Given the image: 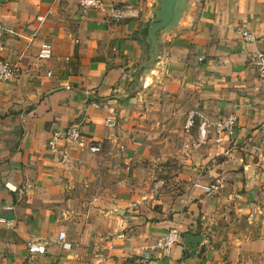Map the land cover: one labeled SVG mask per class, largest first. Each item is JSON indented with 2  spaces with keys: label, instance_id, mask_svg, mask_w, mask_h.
<instances>
[{
  "label": "crops",
  "instance_id": "1",
  "mask_svg": "<svg viewBox=\"0 0 264 264\" xmlns=\"http://www.w3.org/2000/svg\"><path fill=\"white\" fill-rule=\"evenodd\" d=\"M100 2L0 0V60L23 65L0 81V264L263 263L264 228L224 233L234 213L254 223L264 180V81L252 62L264 53V0H186L177 26L157 34L155 62L161 0ZM45 47L52 57L40 60ZM192 110L209 123L236 116L237 128L203 147L195 131L173 156L161 136L174 112L178 133ZM73 128L86 148L64 143L62 162L48 145ZM172 231L182 239L166 252ZM187 235L202 238L196 251Z\"/></svg>",
  "mask_w": 264,
  "mask_h": 264
},
{
  "label": "built area",
  "instance_id": "2",
  "mask_svg": "<svg viewBox=\"0 0 264 264\" xmlns=\"http://www.w3.org/2000/svg\"><path fill=\"white\" fill-rule=\"evenodd\" d=\"M82 7L86 10L90 9H98L101 8L100 0H82ZM113 15L117 19H121L123 16V12L120 10H113ZM41 21V18L38 19ZM4 34V28L0 23V38ZM242 37L245 42H255L256 37L252 34H249L246 31H241ZM52 57V51L49 47H45L39 56L40 60H48ZM202 61V59L200 60ZM252 62L257 67V71L260 75V78L264 81V53H256L252 56ZM23 65L22 62H8L4 60H0V81L1 82H14L20 79L23 74ZM199 115L197 112H192L187 120L186 130L189 132L191 128L195 125V119ZM238 125V118L236 116L223 117L216 122L209 123L203 122L200 127V139L202 143L208 142L211 136V129L215 132V139H213L216 145H219L223 142L224 136L233 135ZM66 142H76L82 149L86 148V144L82 139L80 131L76 128H73L65 133L56 131L54 132L52 139L49 142L48 149L49 151L56 155L60 156L62 162L67 161V155L63 152V144ZM91 150L94 152L99 151L98 147H91ZM209 191V189H207ZM182 239V235L178 232L172 231L168 235L165 236L163 243L161 246L166 252H169L172 248L178 246ZM59 244L62 246L64 250H70L73 246L69 242L66 241V236L64 233H61L58 238ZM113 250V247L110 248ZM29 252L32 254H45L46 249L45 246L41 245H31L29 248Z\"/></svg>",
  "mask_w": 264,
  "mask_h": 264
},
{
  "label": "rangeland",
  "instance_id": "3",
  "mask_svg": "<svg viewBox=\"0 0 264 264\" xmlns=\"http://www.w3.org/2000/svg\"><path fill=\"white\" fill-rule=\"evenodd\" d=\"M192 112H196L194 110L186 113L185 115V122H182L181 127H179V132L176 133L174 131V128L177 127V120L180 118L179 116L176 115V112H174V116H173V123H172V134L171 137H169V134L167 135L166 131L163 133V135L161 136L163 139L168 138L170 141L173 142L174 147L178 150V151H172V155L173 156H178L177 153H179V151L182 149L183 145L186 144L187 136H195V131H197L198 133V139H196V145L199 147H203V146H208L210 144V142L213 140V138L210 136V139L208 140V142L206 143H202L201 139H200V127L202 125L203 122H207V120H205L203 117H201L200 115H197L198 117L195 119V125L193 128H191L189 130V132L186 130V124H187V120L190 116V114ZM175 120V122H174ZM209 122V121H208ZM187 135V136H186ZM196 145L194 147H196ZM172 167L177 168V166L172 165ZM173 169V168H172ZM264 170V167H263ZM171 171V170H170ZM260 190L258 191V195L256 196V198L253 201V209L251 211V215L254 214V219L253 222L254 223H250L249 221V217H247L246 215H238L236 213L232 214V218L230 219V224L232 227L230 228V224H228V230L225 231V236H228V234L231 232V234L235 233V235H237L238 237H245L246 235H250V237H255L256 235H258V231L260 228H264V180L262 181V184L259 188ZM252 217V216H251ZM261 225V227H260ZM236 230V231H235ZM252 232V233H251ZM225 250V248H223ZM258 264H264L262 262H258Z\"/></svg>",
  "mask_w": 264,
  "mask_h": 264
},
{
  "label": "water",
  "instance_id": "4",
  "mask_svg": "<svg viewBox=\"0 0 264 264\" xmlns=\"http://www.w3.org/2000/svg\"><path fill=\"white\" fill-rule=\"evenodd\" d=\"M185 5L186 0H161V6L157 14V21L148 31L150 41L152 42L155 50L154 62L160 54L157 34L161 31L170 30L177 26V23L182 17ZM201 241V237L189 235L185 236V243L191 251H196Z\"/></svg>",
  "mask_w": 264,
  "mask_h": 264
}]
</instances>
